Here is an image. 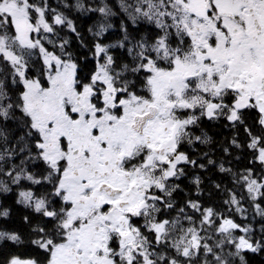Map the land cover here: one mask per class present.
Here are the masks:
<instances>
[{"label":"snow or ice","instance_id":"6c2138e0","mask_svg":"<svg viewBox=\"0 0 264 264\" xmlns=\"http://www.w3.org/2000/svg\"><path fill=\"white\" fill-rule=\"evenodd\" d=\"M73 13L94 18L88 37ZM206 121L242 129L230 144L251 157L242 172L219 165L237 189H224L223 211L200 201L198 175L195 198L177 199L190 169L216 164L193 158L212 143ZM9 193L20 215L13 226L0 207V264H248L264 253V0H0Z\"/></svg>","mask_w":264,"mask_h":264},{"label":"trees","instance_id":"16d2710c","mask_svg":"<svg viewBox=\"0 0 264 264\" xmlns=\"http://www.w3.org/2000/svg\"><path fill=\"white\" fill-rule=\"evenodd\" d=\"M114 2V0H113ZM73 19L75 20L78 30L85 37L89 36L88 29L92 27L94 18L91 16H79L78 13H73ZM73 47H76V41L73 38ZM225 121L211 122L206 121L204 124L205 130L212 138L210 145L194 146L193 158L198 159L201 162H206L208 159L216 161L215 165H207L205 169H190L187 178H183L181 186L185 192L180 193L177 199L180 203H183L186 199L185 193L195 198V186L191 183L194 175H198L201 178V191L202 195L199 197L200 201L206 206L217 208L221 211L225 209L223 201L227 198L228 190H237L234 188L233 176L229 173H224L219 170V165L223 164L224 167L231 168L233 172H242L245 167L249 165L251 159L250 155L242 150L235 149L231 146V140L236 137L243 142L246 139L245 133L242 129L234 130L226 126ZM224 148L229 149V153L224 152ZM210 149V151H209ZM203 152H208V156H203ZM237 157H239L237 159ZM216 184L221 185L220 189L215 187ZM15 194L9 193L6 196H0V207H8L12 209V225L16 226L19 221L20 209L15 204ZM237 221L240 222V217L237 215ZM258 219V218H257ZM257 229L260 225L254 222ZM248 264H264V253L259 255L247 254Z\"/></svg>","mask_w":264,"mask_h":264}]
</instances>
